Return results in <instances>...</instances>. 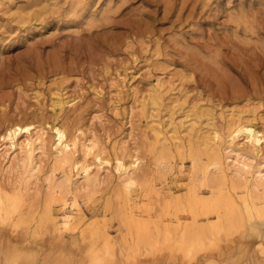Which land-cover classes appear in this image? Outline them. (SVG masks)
Returning <instances> with one entry per match:
<instances>
[{
	"label": "rangeland",
	"instance_id": "374dc122",
	"mask_svg": "<svg viewBox=\"0 0 264 264\" xmlns=\"http://www.w3.org/2000/svg\"><path fill=\"white\" fill-rule=\"evenodd\" d=\"M239 120L264 132V0H0V149H8L2 137L11 125L47 131L39 174L29 180L21 207L26 213L19 221L12 216L11 228L15 237L29 234L27 244L37 253L64 248L62 255L73 252L68 258L96 256L111 264L127 252L133 260L144 252H175L184 226L204 228L213 246L234 239L250 250L264 249V210L262 217L245 216L241 225L220 220L212 227L215 213L189 207L193 192L220 204V173L202 177L205 143L215 145L213 131L227 138ZM54 124L81 143L96 142L110 165L96 187L56 190L50 202L44 178L52 167ZM262 147L259 153L240 149L264 161ZM133 153L141 167L126 190L112 167L116 156L128 162ZM196 153L201 159L194 169ZM61 171H54L59 182ZM20 174L1 173L0 184L14 188ZM71 175L77 178L75 170ZM222 187L225 192L228 186ZM235 191L245 194L242 186ZM48 206L58 221L73 217L70 230H54L62 231L57 236L38 221ZM259 206L264 208V198ZM139 224L155 240V252L137 244ZM209 248L206 241L197 254Z\"/></svg>",
	"mask_w": 264,
	"mask_h": 264
},
{
	"label": "bare ground",
	"instance_id": "6f19581e",
	"mask_svg": "<svg viewBox=\"0 0 264 264\" xmlns=\"http://www.w3.org/2000/svg\"><path fill=\"white\" fill-rule=\"evenodd\" d=\"M60 103L61 101H59V104ZM50 130L53 132L54 136L50 145V163L52 167L48 171L49 175L44 178L46 183L44 186H46L47 189V200L51 202L54 199V193L56 190L60 193L67 194L73 190L75 192L81 190L87 191L89 188H94L99 185L102 182L100 179V171L105 170V167H108L110 164L108 161L109 159L104 156L103 150L98 147L96 142L90 139L88 143L85 144L81 143L77 136H71L70 138V135L68 136L66 133V129L58 124L51 126ZM212 133V138L216 143L215 145L205 143L208 145V148L206 149L207 161L201 163V172L202 177L206 180H210V175L220 173L219 178H217L218 182L215 184L217 185L216 191L218 193V198H221V202L219 204V202L214 203L211 201L209 202L208 200L199 199L197 193L192 191L194 199L191 200L193 203L191 202L192 206L189 207H194L193 209L199 208L206 216H208L210 212L215 213L216 219L210 221L212 227H215L220 220H225L230 225L237 222L241 225L245 216L250 218L254 215L262 217L264 208H261L259 203L262 198H264V161H254L245 150L240 149V146L242 145L243 147L249 148L257 153L261 152L263 148L262 144L264 143V132L258 129L256 124L251 121L239 120L232 124L227 138H223L218 131H213ZM20 134L25 136L19 141ZM46 134L47 131L45 128H36L31 124L25 127L11 125L2 137V140H6L4 145L5 148L8 147V149H5L4 151L0 149L2 150V153L0 154V165L6 162V164H3L0 168V174L3 173L10 176L14 175L19 170H21V174L17 177V186L14 188H5L4 185L2 186L0 184V264H103L99 262L100 260L99 258H96V256H90L91 258L88 257L87 259H81L82 257L80 259H74L73 257L70 258L73 252L71 254L67 252L68 255H70L68 258L65 256L67 254L66 252L62 255L63 253L61 251L64 248L59 252L57 251L59 250L58 248L55 249L50 247L51 249H55L57 253L56 251H51L50 248H46L48 252L37 253V250L32 248L33 246L29 248L27 244L30 240L29 234L23 233L17 237H15L17 234L13 233L15 236L12 235L14 230L11 231V228L16 224V221L14 219L12 220V216H17L16 220L19 221L20 218L23 217V214L25 215L26 213L22 214L23 210H21V207L23 205L24 196L29 190V180L31 178L36 180L37 175L39 174L40 163L37 160L41 155L45 154V147L48 144ZM9 150H11L10 154H8ZM18 151H20V154L16 156L15 154H18ZM78 152L82 153L81 157L77 156ZM90 157H92V162L91 160L89 162L87 160V158ZM192 159L193 168L196 169L198 166L200 167L199 161L201 158L197 153ZM114 164L112 170L117 175L116 177L120 185H123L126 190H129L136 184L135 180L137 177L134 180V176L138 169L140 170L141 159L136 153L131 154L128 162L125 161L122 156H116ZM158 164L161 165L160 160ZM58 168L62 170L60 177L62 178L61 182L54 178V171ZM73 170L77 172L76 179L72 178L71 173ZM79 171H81L83 175L79 173ZM247 174L250 175V178H247ZM225 183L228 187L224 192L222 185ZM238 186L245 188L244 195H236L235 188ZM124 188L122 191H124ZM225 193H228V196H225ZM156 194L159 196L160 193L157 192ZM130 196H127V198H130ZM169 197H172V194ZM172 199L173 198H170V200ZM127 201H129V199ZM74 205L75 209L78 210L79 206L76 200H74ZM160 205L162 204L160 203ZM222 206H225V210ZM72 220V216H65L61 221H58L55 214L51 211L50 206L45 208L44 214H41L38 219L40 223H47L48 226L53 228L51 229L50 227V231H53H49L52 234H56L54 230L57 231L62 228H68ZM180 220V218L177 219L178 224L182 225ZM14 221L15 223L13 224ZM128 222L129 221H127V224ZM136 223H138L137 220L133 223L134 225L131 224V226H134V229L132 227V232L136 228ZM139 225L140 228L137 230V232H139L138 235L135 232L138 236L137 244L146 243L149 245V250L151 248L152 253L155 252L156 249L153 248L155 247V245H153V243H156L155 240L152 242V239L150 240L148 234H146L147 231H144L145 228H141V224ZM72 228L71 230H76ZM14 229L16 230V228ZM167 231L169 230L167 229L166 232ZM179 231H182V233L176 240L178 245L175 243L176 247H174V249L178 252H180L181 249L180 253L173 249L175 252L167 251L154 254V256H148V252L145 253L143 251L144 253H141L143 258L140 257L141 259L135 258L132 260L130 259L129 254L124 252L118 256V264H214L210 262L211 259H216L218 264H264V249L260 247L258 249L250 250L245 244H243L244 242L242 243L241 241H236L234 239L226 241V243L222 245L219 244L218 246H213V241L204 228L185 230L184 226L181 227ZM60 232L62 233V231ZM126 232H128V230ZM58 234L56 235L58 236ZM129 234L132 237L133 233ZM171 239L170 236L169 241ZM127 241L125 240V242ZM206 241L211 244V248L197 254L198 251H201ZM50 243L52 244V242ZM55 243L59 245L58 242ZM132 244H134V242H132ZM138 245L135 247H138ZM249 245L251 244H248V247H250ZM170 246L172 245L170 244ZM197 246L199 248H197ZM65 251H68V249ZM106 259L108 262L111 261L108 257ZM106 259H103L102 261ZM113 262H115V260L112 261L111 264H113ZM117 262L114 264H117Z\"/></svg>",
	"mask_w": 264,
	"mask_h": 264
}]
</instances>
